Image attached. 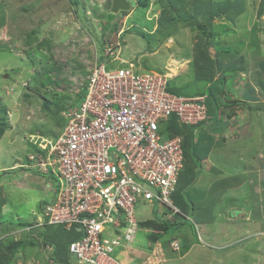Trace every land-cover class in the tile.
Returning a JSON list of instances; mask_svg holds the SVG:
<instances>
[{
  "label": "rangeland",
  "instance_id": "1",
  "mask_svg": "<svg viewBox=\"0 0 264 264\" xmlns=\"http://www.w3.org/2000/svg\"><path fill=\"white\" fill-rule=\"evenodd\" d=\"M195 1L127 0L132 9L113 14L112 0H0V202L6 199L8 208L4 213L0 211V264H11L13 260V264H36L27 259L28 253H14L15 245L34 239L35 231L51 236L53 226L63 234L49 238L47 244L52 252L56 255L69 248L72 240L62 226L45 224L35 230L46 222L41 207L52 201L58 182L28 171L25 164L30 155L40 154L36 146L61 135L66 115L81 105L88 77L98 61L106 62L105 52L110 44L120 40L121 53L114 51L118 58L126 57L154 72L171 61V69H176L177 59L185 65L183 49L191 43L199 42L194 44L195 49L198 44L215 41L219 36L216 32H231L232 44L227 45L238 52L246 44L251 51L254 46L264 48V0H244L239 15L235 14L237 2L201 0L204 4L221 2L225 6H215L222 15L214 16L211 24L201 14L199 21L195 20ZM228 26H232L231 31ZM120 62L115 61L113 67H120ZM254 126V132L264 130V115ZM136 214L143 223L153 222L152 206L139 205ZM185 227H191L197 238L190 221L184 223ZM157 230L160 247L168 255L167 244L179 241L172 237L176 229L167 235ZM142 231L146 233L141 227ZM141 238L146 242V237ZM138 243L125 251L127 260L131 264L138 258L139 262L145 254L143 264H147L145 259L149 257L143 251L146 246ZM47 262L53 264L50 257Z\"/></svg>",
  "mask_w": 264,
  "mask_h": 264
},
{
  "label": "built area",
  "instance_id": "2",
  "mask_svg": "<svg viewBox=\"0 0 264 264\" xmlns=\"http://www.w3.org/2000/svg\"><path fill=\"white\" fill-rule=\"evenodd\" d=\"M121 46L120 40L108 46L106 62L98 61L92 70L84 100L66 115L61 135L45 139L40 154L29 159L58 179L56 200L46 206L44 219L82 233L70 245L77 262L130 264L125 251L140 241L147 264H166L160 239H140L136 211L149 205L152 220L189 219L173 201L184 169V138L165 131L173 117L184 126L206 122L207 96L173 94L169 74L133 62L113 67ZM169 246L174 252L181 248L176 240ZM144 257L131 264H143Z\"/></svg>",
  "mask_w": 264,
  "mask_h": 264
},
{
  "label": "crops",
  "instance_id": "3",
  "mask_svg": "<svg viewBox=\"0 0 264 264\" xmlns=\"http://www.w3.org/2000/svg\"><path fill=\"white\" fill-rule=\"evenodd\" d=\"M216 33L209 49L205 43L194 49L195 42L181 50L185 65L173 61L179 64L175 72L172 61L157 71L169 74V83L180 93L207 96L209 113L206 122L186 126L180 135L186 155L173 201L189 219L177 224L172 237L181 248L164 253L166 264H264V130L254 132L256 120L264 115V48L252 44L251 51L245 43L247 49L238 52L230 48L231 32ZM118 60L130 62L122 56ZM211 66L218 68L207 81L200 74ZM6 204L1 200V213ZM189 220L197 238L191 227L184 228ZM20 252L36 264H49L53 253L46 244H28ZM72 260L64 264H81Z\"/></svg>",
  "mask_w": 264,
  "mask_h": 264
},
{
  "label": "trees",
  "instance_id": "4",
  "mask_svg": "<svg viewBox=\"0 0 264 264\" xmlns=\"http://www.w3.org/2000/svg\"><path fill=\"white\" fill-rule=\"evenodd\" d=\"M228 1H231V2H237V4L239 5V8L235 11V14H237V15H239L241 12H242V7L244 6L243 5V1L244 0H227V1H225V2H228ZM225 2H223V3H225ZM195 9H196V17H195V20L198 22L199 21V14H201L203 17H204V20L206 21V23H210L211 24V22L213 21V19H215L214 18V16H216V15H219L220 13H219V10L218 9H215V6L216 5H219V6H223L224 8H225V6L224 5H222L221 4V2H213V3H211V2H207L206 4H204L203 2H201V0H196L195 1ZM213 7H214V9H213ZM210 8V9H209ZM214 10H216V12L214 11ZM226 10H227V8H226ZM226 14V13H225ZM222 15V14H221ZM221 15H219V17L221 16ZM236 15V16H237ZM225 16V18H227V14L226 15H224ZM161 19V18H160ZM163 19V18H162ZM161 19V20H162ZM234 18H230V17H228V20H233ZM163 22H165L164 20H162ZM200 28H202V29H204L203 27H202V25H200ZM212 44H213V39H211V42H208V45H207V48L209 49L211 46H212ZM102 59V58H101ZM101 59H100V61H101ZM136 65H138V66H140V67H142L140 64H138V62L136 63ZM217 68H218V66H216L215 68H214V66H211L210 68H207L206 67V69H205V72H203V73H201L200 75H201V77L202 78H205V80H213L214 79V76H215V74H216V70H217ZM205 73V74H204ZM202 74H203V76H202ZM168 91L169 92H171V93H173V94H178V95H181L182 93H180L179 91H177L172 85H171V83H169V86H168ZM85 95V89L83 90V93H82V95ZM82 95H81V97H82ZM83 95V96H84ZM80 97V98H81ZM78 102V101H77ZM66 125V124H65ZM186 128V126H184V125H182L179 121H178V119L176 118V117H173L172 118V120L169 122V124L167 125V127H166V131H165V133L169 136V137H175V136H180L181 134H183L184 133V129ZM1 135H0V141H1V139H2V132L0 133ZM185 145V144H184ZM185 148H186V145L184 146ZM184 151H185V149H184ZM185 153H186V151H185ZM186 155V154H185ZM177 205V204H176ZM42 207H43V205H42ZM41 207V208H42ZM146 223H141V227L142 228H145V230L148 232L147 234H146V236L149 238V239H151V240H154V241H156V240H158V239H160V237L161 236H159V235H157V234H155L156 233V231H158L157 229H159V230H161V231H163L164 233H166V235L167 234H169L170 233V231L172 230V229H175L176 228V225H173V224H171V223H167V222H158V221H153V222H148V224H146ZM54 225H60V226H62L63 227V229L65 230V231H67L68 232V235H70V236H68V237H70V239L72 240V242L70 243V245L73 243V242H75V241H77L78 239H80L81 238V236H82V233H80L78 230H77V228L76 227H73V228H71L70 230H68L66 227H65V225H63V224H54ZM152 227H151V226ZM21 227H23L24 225L23 224H21L20 225ZM54 227V229L51 231V232H49V234L51 235V236H54V235H59V234H63L61 231H59V230H57V229H55V227L56 226H53ZM65 227V228H64ZM51 236H47V237H45V235H44V232H40V235H39V238H37L36 236H35V238L33 239V238H28L27 240H25V241H21V242H19L18 244H16L15 245V251H14V253H18L19 251H24L26 248H27V246H28V244H30V245H33V248H35V247H40L41 245H44V244H46V245H49V244H47L48 242H50L49 241V238L51 237ZM70 245H69V248L68 247H66V248H64V249H62L59 253H57L56 255H55V253H52V255H51V260H53V264H55L54 262H56V263H61V262H65V263H67V262H69V256H67V255H70L69 253V251H70ZM13 263H15V261L13 260L12 261V263L11 264H13Z\"/></svg>",
  "mask_w": 264,
  "mask_h": 264
},
{
  "label": "clouds",
  "instance_id": "5",
  "mask_svg": "<svg viewBox=\"0 0 264 264\" xmlns=\"http://www.w3.org/2000/svg\"><path fill=\"white\" fill-rule=\"evenodd\" d=\"M127 1V0H126ZM129 3V2H128ZM130 4V3H129ZM121 38V37H120ZM138 66V65H137ZM143 70H145V69H143ZM146 71V70H145ZM84 89H85V87H84ZM85 94H86V89H85ZM84 97H85V95H84ZM82 104V103H81ZM75 107H79V106H75ZM36 148L37 149H39V147H37L36 146ZM29 158V157H28ZM30 160V159H29ZM33 162L30 160V161H27V163L25 164V166L27 167V169H29L28 171H34V172H37L39 175H42V176H47V178H49V179H51V180H57L58 181V179L56 178V176L53 174V173H51V174H46V173H44V172H42V171H40L38 168H35V167H33ZM24 168V167H23ZM56 200V194H55V190H54V196L52 197V201L50 202V203H45V204H43V207H42V211H43V218H44V210H45V208H46V206H48V205H50V204H52L54 201ZM45 220V219H44ZM148 221H150V220H148ZM152 221H156V220H152ZM190 221V220H189ZM141 223H143V222H141ZM45 224H47L46 222L44 223H42V224H40V225H37L36 227L37 228H42V227H44V225ZM49 225H53V224H49ZM141 225V224H140ZM173 225H176V227L178 226L177 224H173ZM66 227V226H65ZM36 228V229H37ZM141 228V227H140ZM69 230V229H68ZM143 230V229H142ZM143 232V231H142ZM145 232L146 233H148L146 230H145ZM146 233L143 235V236H141V232H140V236L141 237H146L147 238V240L149 239L147 236H146ZM156 234V233H155ZM43 246V245H42ZM70 252V251H69ZM71 255V254H70Z\"/></svg>",
  "mask_w": 264,
  "mask_h": 264
},
{
  "label": "water",
  "instance_id": "6",
  "mask_svg": "<svg viewBox=\"0 0 264 264\" xmlns=\"http://www.w3.org/2000/svg\"><path fill=\"white\" fill-rule=\"evenodd\" d=\"M131 9V4H129L126 0H112L111 12L113 14L130 11Z\"/></svg>",
  "mask_w": 264,
  "mask_h": 264
}]
</instances>
